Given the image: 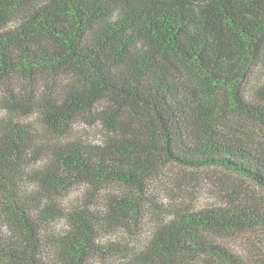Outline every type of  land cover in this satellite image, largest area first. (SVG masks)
<instances>
[{
	"label": "trees",
	"instance_id": "1",
	"mask_svg": "<svg viewBox=\"0 0 264 264\" xmlns=\"http://www.w3.org/2000/svg\"><path fill=\"white\" fill-rule=\"evenodd\" d=\"M13 18L0 30V83L43 80L36 108L54 137L94 112L106 132L54 141L0 121V264H92L106 249L99 228L142 202L169 163L223 167L264 189V0H0V25ZM83 183L127 195L105 215L61 206ZM230 186L221 204L173 210L121 264H242L210 237L264 228V202ZM60 219L69 229L48 234Z\"/></svg>",
	"mask_w": 264,
	"mask_h": 264
},
{
	"label": "rangeland",
	"instance_id": "2",
	"mask_svg": "<svg viewBox=\"0 0 264 264\" xmlns=\"http://www.w3.org/2000/svg\"><path fill=\"white\" fill-rule=\"evenodd\" d=\"M17 22V18H13L5 27L0 25V30L14 26ZM69 81L67 75L56 77L52 83L53 93L59 94ZM26 88L30 91H26ZM49 93L43 80H36L32 87L28 86L27 81L23 86L16 80L0 83V121L14 119L36 129L42 138L54 141L84 139L93 143L103 142L106 131L97 112L77 120L64 136L54 137L56 134L53 129L46 126L42 114L36 108ZM41 163H34L27 170ZM26 180L31 182L28 178ZM29 185L30 188L34 187L32 183ZM230 185L254 197L256 201L264 202V189L250 177L238 172L223 167L184 170L175 164L165 165L149 180L148 188L141 195L142 202L111 228L107 227L109 223L103 226L105 231L99 228L96 242L106 249L94 256L92 264L123 263L126 259L124 252L133 254V251L142 249L157 227L172 219L173 210L181 207L199 210L221 204L232 189ZM125 192V187L119 184L96 187L83 183L66 192L60 204L67 208L88 206L96 213L105 215L117 199L126 197ZM69 226L66 219H60L49 227L47 233L63 234ZM210 240L226 253L234 255L242 264H264L263 227L235 230L224 235L214 234ZM190 264H207V261L196 256Z\"/></svg>",
	"mask_w": 264,
	"mask_h": 264
}]
</instances>
